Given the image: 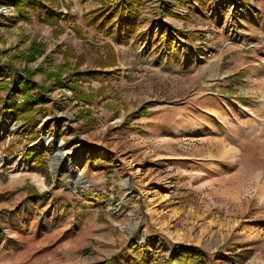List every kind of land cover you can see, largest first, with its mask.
I'll use <instances>...</instances> for the list:
<instances>
[{"label": "rangeland", "instance_id": "1", "mask_svg": "<svg viewBox=\"0 0 264 264\" xmlns=\"http://www.w3.org/2000/svg\"><path fill=\"white\" fill-rule=\"evenodd\" d=\"M164 4L140 0L104 33L89 19L99 0L42 2L56 25L0 0V81L26 67L46 88L35 128L0 120V264H165L160 243L264 264V0Z\"/></svg>", "mask_w": 264, "mask_h": 264}, {"label": "trees", "instance_id": "2", "mask_svg": "<svg viewBox=\"0 0 264 264\" xmlns=\"http://www.w3.org/2000/svg\"><path fill=\"white\" fill-rule=\"evenodd\" d=\"M49 0H11L13 9L17 13L18 17L21 20L28 21L29 13L28 9L31 11H38L37 20L48 24L56 25L63 13L59 10L53 8H44L42 2H47ZM100 6L94 8L89 15V19L94 22V26L101 30L104 33H113L112 28L119 23V19L125 14H136L134 8V3L139 2L140 0H99ZM113 2L114 5H110L109 2ZM159 7L164 10L166 13H171L170 10L165 6L164 0H159ZM118 21V22H117ZM116 37V34H113ZM179 35V34H178ZM181 35V34H180ZM159 37H163L160 33ZM176 37L169 38L168 36L163 39V42H173ZM42 49V44L36 40H32L27 48L18 53L21 59L25 62L34 60L35 55ZM71 75L75 76V80H79L82 76V73L77 71L70 72ZM51 77V76H50ZM56 79L58 76L53 75ZM24 78V79H23ZM75 80L67 85L68 89L71 90L74 97L82 99V96L78 93ZM59 82V79L57 80ZM14 85L15 88H20V93L23 97L22 101H15L10 98L11 88ZM6 95L2 96L0 94V120L3 118H18L20 119L25 127L33 129L39 123V120L36 118V115L39 114L43 116L46 113V109L41 108L37 104V97L39 93H42L43 90H46L43 86H40L38 83L34 82L32 79L31 71L23 67L17 72V75H14L13 78L7 83L5 81H0V89L6 88ZM143 113V109L141 110ZM136 113H139L136 111ZM141 114V113H140ZM95 123L94 119L86 120L82 123V130L91 127ZM38 132L35 131L33 140H37ZM1 142V139H0ZM36 153L34 148H28L24 155L26 157H31ZM43 152L39 153V160L43 156ZM31 195V196H30ZM30 199L34 195H40L44 200L51 199L49 192L44 191L42 193H37L36 190H31ZM76 213L80 211L78 206L75 207ZM65 212L63 210L56 211V217L64 216ZM146 245L153 244L155 242L154 236H148L144 239ZM159 246L167 251V258L164 260L165 264H205V261L208 259V254L203 249L195 245L179 244L175 243L173 247L168 250L166 249L165 243H160ZM130 248L138 247L136 242H129ZM154 255V254H153ZM154 257V256H153Z\"/></svg>", "mask_w": 264, "mask_h": 264}, {"label": "bare ground", "instance_id": "3", "mask_svg": "<svg viewBox=\"0 0 264 264\" xmlns=\"http://www.w3.org/2000/svg\"><path fill=\"white\" fill-rule=\"evenodd\" d=\"M57 147L58 146H55V150H54V156H53L54 162H57L63 155L61 150L59 148H57Z\"/></svg>", "mask_w": 264, "mask_h": 264}, {"label": "water", "instance_id": "4", "mask_svg": "<svg viewBox=\"0 0 264 264\" xmlns=\"http://www.w3.org/2000/svg\"><path fill=\"white\" fill-rule=\"evenodd\" d=\"M55 146H58L59 148H61V144H60V142L56 141V142H55ZM70 173H72V170H70Z\"/></svg>", "mask_w": 264, "mask_h": 264}, {"label": "crops", "instance_id": "5", "mask_svg": "<svg viewBox=\"0 0 264 264\" xmlns=\"http://www.w3.org/2000/svg\"><path fill=\"white\" fill-rule=\"evenodd\" d=\"M1 246H2V244H1ZM5 247L8 248V245L6 244Z\"/></svg>", "mask_w": 264, "mask_h": 264}]
</instances>
